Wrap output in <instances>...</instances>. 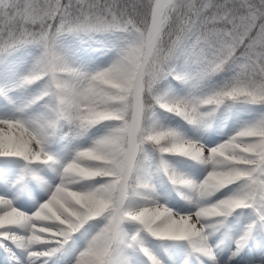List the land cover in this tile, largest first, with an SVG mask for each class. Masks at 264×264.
I'll list each match as a JSON object with an SVG mask.
<instances>
[{
  "label": "snow or ice",
  "instance_id": "obj_1",
  "mask_svg": "<svg viewBox=\"0 0 264 264\" xmlns=\"http://www.w3.org/2000/svg\"><path fill=\"white\" fill-rule=\"evenodd\" d=\"M0 264H264V0H0Z\"/></svg>",
  "mask_w": 264,
  "mask_h": 264
}]
</instances>
